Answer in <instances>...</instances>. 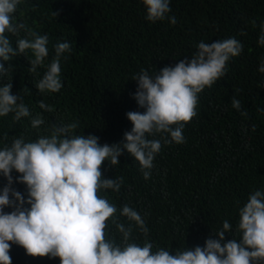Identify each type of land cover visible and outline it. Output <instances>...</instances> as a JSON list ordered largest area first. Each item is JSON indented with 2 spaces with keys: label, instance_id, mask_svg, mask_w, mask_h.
<instances>
[{
  "label": "trees",
  "instance_id": "obj_1",
  "mask_svg": "<svg viewBox=\"0 0 264 264\" xmlns=\"http://www.w3.org/2000/svg\"><path fill=\"white\" fill-rule=\"evenodd\" d=\"M171 9L174 25L167 19L147 21L141 0H24L14 15L48 35L49 60L58 41L72 45L61 64L64 87L58 93L35 88L44 69H38L39 75L29 72L30 51L11 61L5 82L12 79V92L34 115L42 113L46 125L78 121L76 134H94L101 145H111L123 141L133 126L126 113L144 111L132 95L138 86L132 78L141 69L159 71L185 56L190 59L201 40L235 37L242 42L243 50L230 59L226 75L199 94L197 116L183 129L186 142L162 141L150 179H144L138 161L126 150L119 164L106 160L101 165L105 178H124L119 192L101 193L117 205L120 221L129 223L119 209L125 204L134 207L145 219L153 250L164 247L174 254L203 246L225 219L235 227L238 208L249 193L264 188V111H259L264 108V73L258 71L264 46L257 43L264 0H171ZM11 39L15 43L16 37ZM232 97L241 101L247 116L232 106ZM40 100L53 111L41 109ZM5 133L9 141L14 135H36L27 118L14 122L12 114L0 118V139ZM5 182L0 176V188ZM14 187L27 195L23 183ZM108 228L119 242L111 219ZM231 235L239 234L226 233L225 239ZM133 238L141 244L145 239L135 225ZM9 254L12 264H60L59 257L31 256L16 244Z\"/></svg>",
  "mask_w": 264,
  "mask_h": 264
},
{
  "label": "clouds",
  "instance_id": "obj_2",
  "mask_svg": "<svg viewBox=\"0 0 264 264\" xmlns=\"http://www.w3.org/2000/svg\"><path fill=\"white\" fill-rule=\"evenodd\" d=\"M141 2L147 21L167 19L176 24L175 15H168L171 0ZM23 3L0 0V118L9 114L14 122L27 118L36 135H14L9 141L5 133L0 139V176L6 180L0 188V264H12V244L22 246L31 256L59 257L60 264H264V188L249 193L238 208L235 227L225 219L203 246L184 247L174 254L164 247L153 250L149 229L137 209L128 204L119 209L120 216L129 221L125 224L116 216L117 205L101 195L105 190L119 192L124 183L122 176L102 175L104 161L115 166L126 150L148 180L162 141L186 142L183 129L197 116L199 94L226 75L230 59L243 50L242 42L235 37L212 43L201 40L190 59L185 56L159 71L141 69L132 78L138 84L132 95L144 111L126 113L133 126L124 133L123 141L101 145L94 134H76L78 121L46 125L42 113L34 115L23 98L12 92V79L5 82L13 67L11 61L30 51L29 72L39 75L38 69H44L35 88L41 93H58L64 87L61 64L69 58L72 45L58 41L49 60L48 35L36 32L14 15ZM259 28L257 43L264 46V21ZM11 36L16 37L15 43ZM258 71L264 73V58ZM231 103L247 116L239 99L232 97ZM39 107L53 111L43 100ZM13 171L19 175L14 177ZM15 183L25 185L26 196ZM109 219L119 233V242L109 233ZM134 225L145 236L142 244L133 238ZM233 231L239 235L226 240V233Z\"/></svg>",
  "mask_w": 264,
  "mask_h": 264
}]
</instances>
